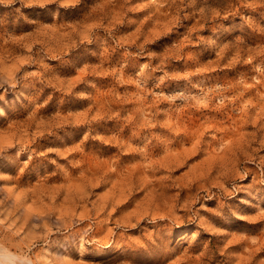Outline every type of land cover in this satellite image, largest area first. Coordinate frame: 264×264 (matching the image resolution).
<instances>
[{
	"label": "rangeland",
	"instance_id": "374dc122",
	"mask_svg": "<svg viewBox=\"0 0 264 264\" xmlns=\"http://www.w3.org/2000/svg\"><path fill=\"white\" fill-rule=\"evenodd\" d=\"M0 245L264 264V0H0Z\"/></svg>",
	"mask_w": 264,
	"mask_h": 264
},
{
	"label": "bare ground",
	"instance_id": "6f19581e",
	"mask_svg": "<svg viewBox=\"0 0 264 264\" xmlns=\"http://www.w3.org/2000/svg\"><path fill=\"white\" fill-rule=\"evenodd\" d=\"M0 264H34V262L29 257H26L24 255H18L14 251L10 250L7 246L0 245Z\"/></svg>",
	"mask_w": 264,
	"mask_h": 264
}]
</instances>
